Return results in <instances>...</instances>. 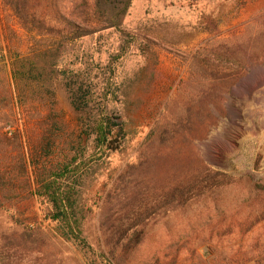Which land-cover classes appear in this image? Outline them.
Masks as SVG:
<instances>
[{
    "label": "rangeland",
    "instance_id": "rangeland-1",
    "mask_svg": "<svg viewBox=\"0 0 264 264\" xmlns=\"http://www.w3.org/2000/svg\"><path fill=\"white\" fill-rule=\"evenodd\" d=\"M122 25L135 35L136 42L113 65L114 77L109 76L115 99L110 107L119 118L128 143L122 153L112 155L90 176L83 191V197L92 207L85 225L90 241L105 249L106 244L118 239V230L127 229L125 223L129 220L130 225H137L136 229L143 232L138 246L127 256L129 264H144L155 256L161 258L165 249L178 243L182 236L205 231L204 239L211 231L207 227L210 221L212 226L233 227L235 233L221 240L213 237L215 244L198 241L197 256L191 259L181 255L180 264L216 261L225 264L238 248L245 251L246 259L261 257L258 253L263 250L257 244L262 246L263 240L259 238L264 232V220L243 241L238 237L235 223L264 214V124L260 123L264 119V101L260 100L264 86L251 95L243 96L242 91L248 86L242 84L264 68V61L246 65L242 76L230 86L214 88L208 105L213 121L206 137L193 143L196 159L214 172L230 177L218 192L178 209V187L198 180L203 172L193 157L186 160L178 157V137L163 147L150 145L151 140L147 142V139L154 129L159 130L171 120L178 106L184 103L182 85L188 83V64L201 49L207 47L210 52L222 47L234 48L250 38L261 45L264 0H132ZM7 26L18 37L21 35L16 21L0 0V68L8 71L10 47L4 39ZM84 47L90 52L101 82L107 77L105 68L110 55L116 52L117 38L104 35L99 42L96 37L88 38ZM238 86L241 89L236 91ZM54 103L64 123V133L77 135L80 118L69 108L60 87ZM36 111L41 115L48 112L41 106ZM23 122L18 124L23 132L34 129V124L27 126ZM209 143L212 148L208 147ZM128 166L134 170L127 200L116 202L113 207L105 206L102 202L113 180ZM15 222L22 226L42 224L37 202L31 200L0 209V264H84L82 255L70 244L53 238L54 232L46 224L42 225L50 239L40 252L24 255L6 251L3 240L15 234Z\"/></svg>",
    "mask_w": 264,
    "mask_h": 264
},
{
    "label": "trees",
    "instance_id": "trees-1",
    "mask_svg": "<svg viewBox=\"0 0 264 264\" xmlns=\"http://www.w3.org/2000/svg\"><path fill=\"white\" fill-rule=\"evenodd\" d=\"M131 1L1 0L21 35L18 37L10 26L4 27L10 57L8 71L0 68V209L36 201L42 224L54 232L53 238L74 247L84 264H129L127 256L143 235L137 225L126 220L127 229L116 232L115 243L106 244L105 249L93 244L85 231L92 207L83 197L90 176L112 155L122 153L128 143L110 105L115 99L113 65L136 42L135 35L122 25ZM104 35L115 36L117 47L105 68L107 77L100 82L84 40L96 37L99 42ZM207 50L201 49L204 56L200 52L188 64V83L182 85L184 103L171 120L159 130L154 129L147 139L151 140L150 145L163 147L178 137V157H193L203 172L198 180L178 187L180 210L218 192L230 178L207 168L193 155L194 141L206 137L213 121L208 109L211 93L215 87L226 88L238 80L246 65L264 61V40L259 46L250 38L234 48ZM7 78L13 86V99ZM59 87L69 108L80 118L77 135L64 133V123L56 112L54 102ZM38 106L48 112L41 115L36 111ZM21 121L27 126L34 124V129L23 132L18 127ZM133 170V166H128L113 180L102 204L113 207L116 202L127 200ZM263 220L264 214L236 222L239 239L243 241ZM42 224L22 226L15 222L16 232L4 238L3 249L24 255L40 252L50 239ZM207 224L211 231L205 233L204 239L205 231L182 236L178 243L165 249L161 258L155 256L144 264H175L177 257L180 264L181 255L191 259L197 256L198 241L215 244L213 237L221 240L235 233L233 227L212 226L210 221ZM259 239L263 240L262 246L257 244L263 250L258 253L261 257L246 259L245 251L238 248L225 264H264V232Z\"/></svg>",
    "mask_w": 264,
    "mask_h": 264
},
{
    "label": "bare ground",
    "instance_id": "bare-ground-1",
    "mask_svg": "<svg viewBox=\"0 0 264 264\" xmlns=\"http://www.w3.org/2000/svg\"><path fill=\"white\" fill-rule=\"evenodd\" d=\"M242 85H248L245 88H243L242 91H244L243 96L245 95H251L254 94L256 92V90L258 88H260L261 86H264V68L258 69L251 77V79L245 80V82ZM236 88V87H235ZM247 88V89H246ZM241 86H238V88L236 89V91L240 90ZM246 89V90H244ZM241 94V93H240ZM258 94V92H257ZM242 96V97H243ZM260 100L264 101V91L260 92ZM264 103V102H263ZM261 106V105H260ZM260 112V111H259ZM263 114V113H262ZM234 116V114H232ZM261 124H264V119L261 118L260 120ZM226 130V129H225ZM214 142V141H213ZM208 147L212 148L213 145L212 143L207 144Z\"/></svg>",
    "mask_w": 264,
    "mask_h": 264
}]
</instances>
